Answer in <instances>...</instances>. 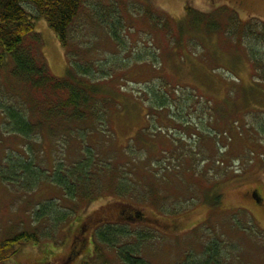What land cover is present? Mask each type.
<instances>
[{
	"label": "rangeland",
	"instance_id": "rangeland-1",
	"mask_svg": "<svg viewBox=\"0 0 264 264\" xmlns=\"http://www.w3.org/2000/svg\"><path fill=\"white\" fill-rule=\"evenodd\" d=\"M143 2L176 21L185 17L186 6L203 12L224 6L242 20L264 21V0H86L71 29L77 41L73 45L81 46L77 55L100 63L122 50L128 69L122 74L110 70L114 79H90L100 90L97 96L112 106L107 122L90 128L85 139L76 135L69 142L63 136L54 140L44 130L32 137L12 134L0 111V243L24 232L39 237L9 246L0 264H124L118 249L125 242L141 241L140 256L152 264H178L191 253H202L211 235L223 240L221 248L230 263L264 264V81L254 73L244 49L222 33L197 32L192 45L188 42L196 32L186 33L180 45L187 43L176 46L163 30L138 29L145 26L138 12ZM112 3L117 18L110 13ZM93 8L98 18L105 17L133 40H112L109 29L98 25ZM35 27L50 72L64 77L70 65L67 49L44 18L35 20ZM140 51L148 62L132 59ZM9 71V66L0 70V94L7 96L3 102L22 90ZM166 94L167 104L159 106ZM84 145L93 147L118 176L129 171L138 186L139 197L133 198L145 204L106 196L77 206L49 181L26 189L27 178L20 174L15 181L10 176L14 164L28 160L30 153L36 166L49 173L58 161L72 165L84 156ZM152 162L157 177L148 169ZM255 190L261 197L252 195ZM147 194L153 199L143 200ZM214 195L220 198L217 206L212 205ZM49 201L57 210L69 209L65 220L35 221L39 207ZM136 214L140 219L131 225L132 234L119 238L115 246L94 243L98 225L123 224L126 216ZM74 251L81 256L73 258Z\"/></svg>",
	"mask_w": 264,
	"mask_h": 264
},
{
	"label": "trees",
	"instance_id": "trees-1",
	"mask_svg": "<svg viewBox=\"0 0 264 264\" xmlns=\"http://www.w3.org/2000/svg\"><path fill=\"white\" fill-rule=\"evenodd\" d=\"M85 1L0 0V70L9 66L11 78L22 86L21 92L14 93L7 102H3L2 99L6 94H0V111L3 123L5 122L9 133L32 137L44 130L54 140L63 136L64 141L69 142L76 135L85 139L90 128L96 127L97 123L102 126L107 122L112 104L110 105L97 96L100 90L94 84L95 81L92 84L90 79L97 80L96 76H101L98 78L101 81L114 79V74L110 73V70H114L118 74L124 73L128 69H125L128 58L120 56L121 54L126 55L122 50L118 54L110 53L109 56L100 60V63L90 62L77 55H81L79 51L81 46L73 45L76 40L71 38V29L85 6ZM110 9H112L110 13L114 18L119 17V12L117 13L113 3ZM91 11L96 17L98 25L101 24V27L109 29L110 38L116 41L120 40L124 44L123 39L128 35L123 37L120 33L121 28L117 29L115 24L110 26L105 17L98 18L94 8ZM138 12L141 14V20L145 22V26L138 25V29L147 27V30H151V32L154 29L163 30L167 33L170 43L176 46H184L187 43L180 45L185 40L186 33L196 32L188 42L190 45L195 43L197 32L222 33L224 37H228L244 49L254 68V73L261 81H264L263 20L256 17L242 20L237 11L224 6L210 12L186 6V15L180 21H176L167 12L156 9L146 2L138 6ZM103 15L105 14L102 12ZM222 15L225 20L221 18ZM39 18H44L47 21L62 46L67 49L70 65L64 77L53 75L47 65L42 53L41 37L35 27V20ZM128 38L133 40L129 36ZM150 38L153 40L154 59L159 64L158 48L154 44L156 42L154 37ZM125 45L126 48L128 42ZM132 59L138 64L148 62V58L146 60V55L141 51L136 58L132 57ZM0 93L3 92L0 91ZM133 94L137 96L135 93ZM163 96L158 101L159 106L162 107L167 104L170 95ZM154 108L157 111V107ZM141 132H145V130L143 129ZM30 147L33 151V147ZM27 151L29 152V150ZM83 152L84 156L72 165L63 161L56 162L54 171L51 173L46 169L38 168L35 157L33 159L34 153H30L28 160L14 164L13 173L10 176L15 181L20 177V174L27 178L29 182L26 189H34L39 183L49 181L61 187L65 192L66 199L76 202L77 206H88L106 196H115L133 203L135 200V203L145 204V201L133 198V196L139 197L138 186L129 171L120 177L111 164L100 159L93 147L84 145ZM163 164L165 166V163ZM155 168L154 162L149 163L148 169L154 177H157ZM197 171H199L198 168ZM40 172L43 173L40 174ZM19 186L25 187L21 185V182H19ZM147 195V199L143 200L153 199L152 194ZM219 199V195H214L212 205L217 206ZM157 205L159 208L164 207ZM39 208L35 221L42 217H51L50 219L57 224L70 214L67 208L57 210L56 203L51 201L42 204ZM73 208L71 210H74ZM167 209L162 208V210ZM127 216L126 219H123L126 220L123 224L106 222L98 225L94 231V243L101 242L113 247L118 243L119 238L132 234L129 229H131V225L137 223L134 220L140 219V216L136 214L130 219H127ZM37 235V233L27 234L24 232L1 242L0 257H2L3 251L9 249V246L15 247L25 241H37L39 239ZM211 236V239L204 244L202 253L196 256L191 253L178 264H232L229 262L226 252L224 253L221 248L223 240L214 235ZM141 244L140 242L133 244L125 242L123 247L118 249V256L124 264H152L140 256ZM78 256H81V253L74 251L73 258Z\"/></svg>",
	"mask_w": 264,
	"mask_h": 264
},
{
	"label": "flooded vegetation",
	"instance_id": "flooded-vegetation-1",
	"mask_svg": "<svg viewBox=\"0 0 264 264\" xmlns=\"http://www.w3.org/2000/svg\"><path fill=\"white\" fill-rule=\"evenodd\" d=\"M252 195L255 197H257V196L261 197L259 190H255ZM128 215H129V213H128ZM117 217L120 219L122 218V212L121 211H117Z\"/></svg>",
	"mask_w": 264,
	"mask_h": 264
}]
</instances>
